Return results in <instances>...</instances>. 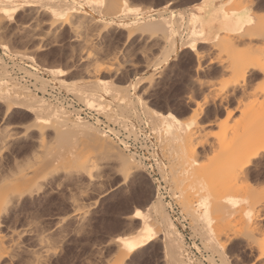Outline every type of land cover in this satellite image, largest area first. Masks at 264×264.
Returning a JSON list of instances; mask_svg holds the SVG:
<instances>
[{
    "label": "rangeland",
    "instance_id": "obj_1",
    "mask_svg": "<svg viewBox=\"0 0 264 264\" xmlns=\"http://www.w3.org/2000/svg\"><path fill=\"white\" fill-rule=\"evenodd\" d=\"M132 1L134 4L131 0H127L131 8L138 9V12L150 8L162 9L165 7V3H169L168 5L170 6L168 8L172 10L180 22V25L176 27L177 33L175 32V35H179L180 39L184 41L188 39L190 29L185 23L186 15L192 6L200 0ZM253 1L251 4L249 0L247 1V4L252 5L251 7L255 9L254 13H251L254 15L255 20L260 19L264 21V0ZM22 3L26 4L24 5L25 8L21 7ZM4 4L8 5V3ZM132 4L134 7H132ZM140 6L141 8L145 6V9L143 8L141 10ZM15 9L14 12H8L10 14L3 15V18L5 17V19H2L4 25L2 23L0 24V58L4 64L6 63L5 67L6 72L8 70V77L15 79V81L25 86L31 92L36 93L37 96H41V98L51 103H57L54 100V89L67 92L73 97L75 104L71 102L65 103L59 99L63 103H58L60 106H66L65 108L71 110L73 113L75 110L73 108L78 109L83 107L92 109L96 112L95 115L99 116L98 119L105 121V124H109V131L111 132L117 130L118 127L123 128V126H119L116 122L106 119L107 117L103 113H98L83 98L79 99L77 97L79 93H85V87H82L79 83L88 81L89 78L83 73V67L86 62L84 61L83 63L78 58L79 56H77L80 47V44L78 45L79 41L71 40L72 37L67 26H59L57 24L48 34L43 35L44 41H38L37 39H33V35L41 34L43 29H47V27H44L46 25L48 26V21L57 16L51 13L49 7L43 3L41 4L39 0H20L15 5ZM41 9L45 10H42L44 13H42ZM46 13L49 15L47 16ZM103 13V11L95 12L93 15L92 13H88L87 17L93 18L99 24L97 23L98 26H96L98 28L96 30L88 28V30L86 29L87 33L86 31L83 33L91 38V44L89 45L91 52L95 53L96 57L101 56L97 60V64L102 68L99 81L105 87L110 84L112 90L116 92L121 91L124 87L130 84L132 85L133 83L138 86V92L142 91L140 92L142 93L141 98L146 101L148 108L147 110L141 109L136 103V100H134L137 115L135 119L138 120L132 125L124 127V129L134 137L138 136L141 127L145 129L144 139H146L147 144L145 145L141 141L140 147L148 149L147 154L152 162V171L158 175V179L167 189V195L171 201L178 205L181 215L179 221L180 219L187 221L188 228L193 236L192 238H197L201 249L208 253L205 257L207 264H259L261 259L258 256L261 248L264 247V219L258 220V218L253 216L257 212L254 210L260 209L264 205V180H261L264 179L261 177L264 172L262 170V172L260 171L264 165V158L255 160L256 163L247 168L249 171H247L248 175H246L249 179H247L246 184H243L244 187L242 186V188L238 189L239 184L236 185V183L234 187L226 188V191H222L220 185H223V181L217 180L218 182H216L214 180L215 182H208L217 173L226 174L232 171L228 166L229 161L234 158V152L237 150V147L246 141V133L248 131H245L239 121L242 107H239V111L235 110L237 105L236 100L240 96L239 88H237L239 91L236 89L238 92H235L237 96L232 95L236 99L230 96V99L228 98L227 100L228 103L227 101L222 102V108L219 103L220 97L223 95L218 90L219 86L224 81L232 79L234 74L230 73V75V71H227L228 73L226 71L220 73L217 71L218 67L215 66L209 67L210 69L206 67L208 70L205 68L204 71H197L196 73L197 57L195 56L199 54L200 50L202 51L200 52V54L203 53L201 54L200 62L204 66L211 64L212 61L214 64L225 63V66L230 65L234 60H237V62L241 61L240 56L243 58L242 51L261 46L260 42L264 44L263 35L260 34L262 37H254L252 35V33L258 32L257 34L260 36L259 32L263 34V31H258L257 29L255 32L253 30L254 28L252 29L251 27L250 31L252 30V33L245 34L247 36L249 34L253 36V38L249 36V40H252H247V46L243 42L245 41L243 40L245 37H241L242 40L240 38V41L233 44L238 47L232 45L231 48L226 47L228 43L220 41L221 33L219 35V41L217 40L220 44L214 45V43L209 42L211 40L206 39L199 43L197 42V46H195L196 51L194 52L198 53L194 54L189 48L182 47L174 58L171 56L165 61L164 53L167 47H169V43H163L161 41L166 49L162 47L158 39V34L162 30H158L159 32L156 31L157 35L155 34V36L158 37H156L159 40H157L158 42H156L154 36L155 40L152 37V39L147 41L149 34H146V41H143L145 40V34H139L140 31L137 35L135 34L136 36L133 39L130 38L131 40H127V37H125L126 30H122L115 22H111L110 27L101 29L103 22L108 21V16ZM38 23L39 26H35ZM36 28L38 31L42 29L41 32H34ZM255 28L259 27L256 26ZM89 30L92 31L90 32ZM162 33L164 32L162 31ZM162 33L161 36L163 35ZM171 35L176 41L173 32ZM153 41L158 44L153 43ZM252 41L253 44L256 42L255 46L253 44L251 46L250 42ZM38 42L40 45H43L39 46ZM207 42L209 44L211 43V45ZM179 43L180 41L177 39L175 45ZM223 43H225V46ZM198 44L201 46H198ZM2 45H6V48L3 49ZM149 45L150 47H148ZM213 45L214 51L212 47H209ZM207 46L209 49H207ZM37 47H41V49L35 50ZM233 47L235 50H233ZM162 49H164V52ZM23 50L27 51V54L22 56L24 58L19 53V51ZM204 51L207 52L204 54ZM233 51H235L236 55H234ZM9 54L19 55L24 60L20 62L14 61L9 67V63L7 62ZM126 57L129 63H131V66L125 64ZM230 61L232 62L230 63ZM52 68H61L65 72L64 77L58 76L53 78L49 71ZM107 68H110V71H107ZM22 75L25 78L21 77ZM38 77L46 81L47 85L45 84L44 86L46 92H44V89L37 90L34 86L35 84L32 85L34 82L40 87V81L35 80ZM60 78L66 79L61 82L59 81ZM259 78L261 76L254 80L252 78L253 82L250 81V86L262 85L264 81ZM107 98H110L112 102L111 93H107ZM111 102L109 101L108 107L114 108V103L112 102V104ZM214 102L215 104L218 103L217 105L219 107ZM223 103L225 104L223 105ZM4 107L0 103V129L8 126V129L10 128L15 131L13 134V130L11 131L9 129L11 131L10 134L7 128V130L4 128L3 131L0 130V132H6L12 135L5 137L8 142L7 145H9L7 147L9 151L5 148L1 153L9 159V155L11 156L12 151H14L21 158V156L28 152L27 145L29 144V137L18 136L21 131L19 126L21 123L26 124L30 121L31 116H29L30 114L28 112L19 108H12V111L10 110L5 114ZM71 107L73 108L71 109ZM75 112L74 116L81 117L89 122L91 126L97 128L106 138L111 139V141L113 140L112 142L122 152L131 155L132 151L122 146L123 141L121 139L112 137L101 127L102 121L98 125L97 121L100 120H90L86 116L79 115V111L75 110ZM197 124L199 126L201 125L200 130L196 128ZM191 132H193L192 137H190L192 135ZM194 132H196V135ZM186 138L189 146L192 145L194 147L193 149H195L193 156L189 155L188 150L187 155H185L186 151L183 146L184 144H188ZM189 148L187 147L186 149ZM132 156L140 164V169L132 172L124 183H121L122 176L118 173V164L114 162H109L107 164L109 165L108 167L93 171V176L99 174L102 176V179L93 185L87 184V178L85 177L60 173L53 180H49L52 182L48 181L50 184L47 183L45 188L43 187L37 191L31 198L26 197L22 208H8L0 211V223L3 224L0 225V241L8 247L9 255H12L11 259L13 258L12 261H9L11 263L7 260L5 262L1 254L0 264H36L34 262L35 255L41 259L40 264H113L119 256V251L122 250L121 254L122 252L124 253V249L121 248L120 242H117V240H130L143 236V233L140 231L142 229V221L143 219L147 220L149 213L147 206L154 200L156 193L158 194V198H156L163 206L164 213L168 217L172 227L176 228V232L180 234L179 237L184 253L183 258L191 262L193 261L192 264H206L203 260L193 255L186 232L180 228L181 226H177L175 223L177 219H175L168 208V196L157 189L160 187L159 181L154 176H150V172L142 162V157H140L141 153L134 152ZM102 165L99 164L98 166ZM259 165L261 167L260 169L258 168ZM257 171L262 173L259 175L260 179L258 178V180L256 178L254 179ZM71 198L77 201L75 204L77 206L79 205L78 207L72 204L73 200ZM75 207L76 209H74ZM247 210L251 211L250 218L246 217ZM257 220L258 224L256 226ZM242 225L247 227H243ZM45 228L46 230L50 229V231L52 229L50 233L52 237L51 247L49 248V252L45 253L46 256L41 251L42 247L36 244L38 234ZM31 229H33V233L29 234V230ZM38 231L39 233H37ZM158 239L156 238L146 245L136 248L122 264H171L172 262L169 256L166 255L165 242L167 241L164 240L165 238L163 236L162 238L159 236ZM192 244L198 249L197 245H195L196 243ZM221 253L224 254L226 263L222 260Z\"/></svg>",
    "mask_w": 264,
    "mask_h": 264
},
{
    "label": "bare ground",
    "instance_id": "obj_2",
    "mask_svg": "<svg viewBox=\"0 0 264 264\" xmlns=\"http://www.w3.org/2000/svg\"><path fill=\"white\" fill-rule=\"evenodd\" d=\"M19 1L18 0H0V24L2 23V19H5V17L3 18V15L10 14V13L14 12L16 10L15 5H17V2H19ZM39 1L41 2V4L43 3L46 6H48L51 13H53L57 17H53V18L50 17L51 20L48 21V23H47L48 26L46 25L44 27V28L47 27V29L46 30L43 29V32L41 34L33 35V39H35V40L37 39L38 41H41V40L44 41L43 35L48 34L50 32V30H52V28L55 27L57 24H59V26L66 25L68 30H69V33L72 37L71 40H74L77 42L79 41L78 45L80 44V47H79L77 56H79L78 58H80L81 61H83V63H84V61L86 62L85 66L83 67V71H84L83 73L86 75L87 78H89L88 81H83L81 84L79 83V85H81L82 87H85V89H84L85 93H79L77 97L79 99L83 98L84 101L88 105L93 107L95 110H97L98 113H100V112L103 113L107 117L106 119L116 122L119 126H121V127L123 126V128L126 126H129V125H132L134 122H136V120H138V119H135L137 117V115H136V110H135V106H134V103H135L134 100H136V103L138 104L139 107H141V109L147 110L148 107L146 106V101L142 100V98H141L142 93H140V92H142V91H139V92L137 91L139 89H137L138 86L135 83H133L132 85L130 84V85L124 87L119 92L112 90V86L110 84H108L107 87H105L100 83L99 75L101 73L102 68L100 67L99 64H97V60H98V57L100 55L98 57H96L95 56L96 54L91 52V49L89 48V45L91 44L90 43L91 38L87 37L86 34L85 35L83 34L86 31V29L88 30V28L89 29L93 28L94 30H96V28H98L97 27L98 21L96 22L95 20H93V18L87 17L88 13H92V15H93V13H95V12H100V11L102 12L103 11L104 12L103 14L108 16V21L106 20L107 22H103L101 29H106L107 27H110L111 22H115L120 28H122V30L123 29L126 30L125 37H127L126 38L127 40H129L130 38L133 39L134 36H136L137 33L140 31L139 34H141V33L145 34L144 39L146 37V34H149L148 35L149 38H147V41H149L150 39H152L153 36L156 39L157 36H155V34L157 32H159L160 30H162L164 33H162V31H160V32L163 35L161 36V33H159L161 37L158 34L159 38L158 37L157 38L160 40L161 45H162V42L163 43H166V42L169 43V47H167V50H165L166 52L164 53L165 54V58H164L165 61H167L168 58L171 56H173V58H174V56L178 53V51L182 47L189 48L194 54L198 53V52H194V51H196L195 46H197L196 45L197 42L199 43V42L206 40V39L211 40L209 42H211L212 44L214 43V45H217L218 43L220 44V42H218V41H219V35L221 33H222V36L220 38L221 39L220 41L228 43V45H226V47L228 46V48H231L233 44H236L237 41H240L241 37L246 38L247 35H245V34L250 33L252 31V30L250 31L251 27H252V29L254 28L253 30H255V32L257 29H258V31L262 30L263 34L259 32V35L261 34L264 36V21H262L260 19L255 20L254 15L251 13V12L254 13L255 9L254 10L252 9V11H251L252 5L247 4L248 0L247 1L246 0H200L199 2L195 3L192 6V8L189 10V13L186 15V20H185L186 22L185 23L189 26L190 29H189V33H188L189 37L187 40H184V41L180 39L179 35H175L176 27H177V25H180V22L178 21V19L176 18L175 14L172 12V10H170L168 7H164L162 9L150 8L148 10L138 12L137 11L138 9L136 10V9L131 8V6L128 4L127 0H121V1L120 0H39ZM249 1H250L249 2L250 4L254 2L253 0H249ZM131 2L133 3L132 0H131ZM4 3H8V5H5ZM133 4H132V7H134ZM167 4H169V3H167ZM24 5H26V4L22 3L21 7L25 8ZM39 6H41V5H39ZM136 6H137V4H136ZM101 8H102V10H101ZM140 8H141V6H140ZM143 8H141V10H143ZM146 9H147V7H146ZM42 10L45 11L44 9H41V11ZM259 10H260V8H259ZM43 11H42V13H44ZM8 12H10V13H8ZM26 12H28V11H26ZM34 14H36V13H34ZM100 14H102V13H100ZM40 15H41V13H40ZM46 15L48 16L49 14L46 13ZM154 15H156V16H154ZM255 15H257V14L255 13ZM42 16H44V15L42 14ZM257 18H258V16H257ZM18 19H20V18H18ZM39 23H41V22L39 21ZM39 23H38V25H35V26H39ZM24 26H26V25H24ZM28 26H29V24H28ZM93 26H95V27H93ZM256 26H258L259 28H255ZM114 27L116 28V26H114ZM39 28H41V27H39ZM34 29H35V27H34ZM41 30L42 29H40L39 31L41 32ZM21 31H22V29H21ZM37 31H38V29L36 28V31H34V32H37ZM98 31H96V32H98ZM172 32L175 35L176 41L171 35ZM86 33H87V31H86ZM257 33L258 32L254 33V34L252 33V35L254 37L255 36L262 37L261 35L258 36ZM96 34H99V33H96ZM250 34L247 36L248 39L247 38L243 39V40H245V41H243L244 44H246L247 40H249V38L252 36V35L250 36ZM52 35H54V34H52ZM253 36L251 38H253ZM154 37H153V39H154ZM29 38L30 37H28V39ZM140 38H138V39L140 40ZM158 39H156V42L159 41ZM177 39H178V41H180V43L178 45L177 44L175 45V43H177ZM30 40H31V38H30ZM241 40H242V38H241ZM250 40H252V39H250ZM141 41H142V39H141ZM143 41H146V39ZM154 42L155 41H153V43ZM211 43L210 44L208 43V44L211 45ZM225 43H223L224 46H225ZM250 43H251V46H253V45L255 46L256 42L254 44H253V41ZM156 44H158V43H156ZM38 45L42 46L43 44L40 45V43H39ZM150 45H152V44L150 43ZM150 45L148 47H150ZM205 45H207V44H205ZM214 45L209 46V47H212V49H213ZM260 45L261 46H258L256 48H252V49L249 48L247 50L245 49V51H242L243 58H241V56H240L241 53H240V55L238 54V56H240L241 61H238V62H237V60L236 61L234 60L233 62L230 61V63L231 62L232 63L230 65H227V64H229V63H227L226 64L227 66H225V63L224 64H214V63H212L213 62L212 60H210V61H212L211 64L206 65V66L202 65L200 62L201 54H203V53L200 54V52H202L201 50L200 51L198 50L199 54H197L200 56H197V55L195 56V57H197L196 58L197 59V62H196L197 65L195 68L196 73H197V71H204L206 67L209 68V67L215 66V67H218L217 71H219L220 73H223L225 71L226 72L230 71L229 74L233 73L234 75H236L235 77L233 75L232 79L224 81L219 86L218 90L221 93H223V95H222V97H220V101H219L220 107H221L222 102H226L230 96H232V95L237 96L236 93L239 91L237 88L240 89V91H239L240 96L236 100L237 105H236L235 110L239 111V107H242L240 110V120L239 121L241 122V125H243L242 127L245 129V131H248V133H246L247 139H246V141L244 139V141H245L244 144L241 142L243 145L238 144L239 147H237V150H235V152H234V158L229 161L228 166L232 169V171L231 172L229 171L226 174L217 173L208 181L209 183L211 181L215 182L214 180H216V182H218L217 180L223 181L224 182L223 185H220V188L222 189V191L223 190L226 191V188L234 187L236 183H237L236 185L239 184L238 189L242 188L243 184H246V182L248 181L247 179H249V178H247L248 177L247 171H249L247 168L250 165H253L254 163H256L255 160L264 158V82L262 85H259V86H256L254 84L255 87L252 85L250 86V84H249L250 81H252V78L254 80L260 76H261V78H259V79H263V81H264V44L263 43L261 44V42H260ZM198 46H201V45L198 44ZM218 46H216V47H218ZM233 46H235V45H233ZM245 46H247V44ZM162 47H164V44L162 45ZM235 47H238V46L236 45ZM2 48L5 49L6 45H2ZM145 48H147V47H145ZM205 48H206V46H205ZM205 48H204V50H206ZM37 49L40 50L41 47L40 48L37 47L35 50H37ZM148 49H151V48H148ZM164 49H166V47H164ZM164 49H162L163 52H164ZM207 49H209L208 46H207ZM216 49H218V48H216ZM239 49H241V48L239 47ZM24 50L19 51V53H21L20 54L21 57L24 56L25 54H27V51H24ZM99 50L101 51V49H99ZM233 50H235L234 47H233ZM210 51H208V52H210ZM213 51H214V49H213ZM213 51H211V52H213ZM238 51L240 52V50H238ZM14 52H16V51L14 50ZM31 52H33V51H31ZM205 52H207V51H204V54H205ZM99 53H97V54H99ZM233 53H234V55H236L235 51H233ZM30 54H32V53H30ZM152 55H151V57H152ZM7 57H8V55H7ZM146 57H148V56H146ZM22 58H24V57H22ZM105 58H107V57H105ZM145 60L147 61V59H145ZM2 61L3 60H1V58H0V103H2L5 106L4 107L5 108V114H7L12 108H19L25 112H28L30 114L29 116H31V118H30L31 120L28 121L26 124L21 123L22 124L21 125L19 123L20 124L19 127L21 128V129L20 128L19 129L21 131L19 132L18 136L19 137L25 136L27 138L29 137V144L27 145L28 152L26 154H24L23 156H21V158H20V156H18V154H16L17 152L15 153L14 151H12L11 156L9 155V159H7L8 157H5L4 155H2L1 152L3 151V149L5 150V148L7 149V147L9 146V145H7L8 142L5 139V137L12 136L10 134H11V131L13 129L9 128L11 130L10 131L7 128L8 126L3 127L4 129L7 128L8 133L10 131V134H7L6 132H2L3 128L0 129V130H2L0 132V133H2V134H0V204H2L5 199H7L9 201V203H8V206L6 209H8V208L9 209H20V208H22L24 206V200L26 197L31 198L32 195L37 193V191H39L43 187L45 188V185L47 183L52 182L49 180H53L55 178V176L59 175L60 173H62L64 175L85 177V178H87V182H88L87 184L93 185L96 182H98L100 179H102V176L100 174L93 176V171L96 169L108 167L109 165H107V164L109 162H114V163L118 164V173L121 174V176H122L121 183H124L128 179V177L130 176V174L132 172L140 169V164L135 160V157L132 156V153H134V152H132L131 155L125 154L124 152H122V150H120L112 142L113 140L111 141V139L106 138V136H104V134L99 132L97 130V128H94L93 126H91V124L89 122L82 119L81 117L74 116V113H76L75 110L80 111V108L75 109V108L71 107V109L72 108L75 109L74 113H73L71 110L66 109L65 108L66 106L65 107L60 106L59 105L60 103L55 99L54 100L57 103H51V102L41 98V96H37L36 93L34 94L29 89H27L25 86H23L22 84L15 81V79L9 78L8 74H7L8 70L6 72V67H5L6 63L4 64ZM139 61H141V60H139ZM125 62H126L125 64L131 66L130 65L131 63H129V60L127 59V57H126ZM207 62H209V61H207ZM217 62H219V61H217ZM219 63H221V62H219ZM222 65H224V66H222ZM153 67H154V65H153ZM153 67H152V69H153ZM33 68H35V67H33ZM129 68H131V67H129ZM208 68H206V69L208 70ZM49 71L51 72L53 78L65 75L64 74L65 72L61 68H52ZM107 71H110V68H107ZM219 72H217V73L219 74ZM220 75H222V74H220ZM250 78H251V80H250ZM65 79L66 78H60L59 81L62 82V81H65ZM248 79H249V82H248ZM35 80L40 81V87L38 85H36V83H34V82L32 83V85L35 84L34 86L37 90L38 89H44L46 81H43L39 77H38V79L36 78ZM252 82H251V84H252ZM63 85H61V87ZM77 86H78V84H77ZM73 87H72V89L75 88V87L74 88ZM87 87H89V88H87ZM45 89H44V92H46ZM63 89H65V88H63ZM41 91H43V90H41ZM64 91H66V90H64ZM108 92L111 93V95H112V102L114 103V106H115V107L113 106L114 108H112L110 106L108 107L109 101L111 102V99L107 98ZM65 93H67V92H65ZM234 96H232V97H234ZM109 97H111V96H109ZM227 103H228V101H227ZM214 104H215V102H214ZM217 104H215V105H217ZM224 104L225 103H223V105ZM69 105H72V104H69ZM217 106L219 107V105H217ZM223 108H224V106H223ZM117 112H118V114H117ZM148 112H150V111H148ZM229 113H231V112H229ZM99 122H101V120L97 121V124ZM197 125H196L197 130H200L199 128H201V125L200 126L199 125L197 126ZM14 131L15 130H13V134H14ZM113 132H115V131H113ZM191 133H192V135L190 137L193 136V132H191ZM195 133L196 132H194V134ZM10 139H12V138H10ZM190 139H192V138H190ZM186 140H187V138H186ZM190 142H191V140H190ZM187 143H188V140H187ZM183 144H184V142H183ZM183 144H182V146H183ZM187 147H190L189 149H191V148L192 149L191 150L186 149ZM183 148L186 151L185 155H187V150H188V153L190 156L194 155L195 149H193L194 147H192V145L189 146V143L184 144ZM7 150L9 151V149H7ZM257 163H258V161H257ZM99 164L100 165L103 164V165L98 166ZM257 166H258V164H257ZM258 168L259 169L261 168L260 165ZM259 169H258V171H259ZM261 170L264 172V165H263L262 169H260V171ZM258 171H257V174L255 175L256 177L254 176V179L256 178V180H258L259 175L262 174L261 173L262 171L260 173ZM263 174L261 175L262 178H264ZM253 175H254V173H253ZM261 180H264V179H261ZM157 195L158 194L156 193L154 200H152V202L147 206V210H149L147 217L149 218L150 215H151V217L149 220L147 218V220L143 219V221H142V229L140 231L143 233V236L139 237V238H132L130 240H125V239L119 240V241L117 240V242H120L121 248L124 249V253L122 252V254H121L122 250L119 251L120 252L119 256L113 262V264H122L124 262V260L128 257V255L132 251L136 250V248H138V247L146 245L147 243H149L150 241H152L156 238L158 239L159 236H161V238L163 236L165 238L164 240L167 241V242H165V249L167 251V254H166V252H165V254L167 256H169V259L172 262L171 264H192L193 261L191 262L188 259L183 258L184 253H183V248L181 245V239L179 237L180 234L176 232V230H175L176 228L172 227L168 217L164 213L163 206L161 205V203L157 199L158 198ZM75 202L77 203V201L73 200L72 204L74 205ZM75 205L77 206V204H75ZM259 207H261V206H259ZM262 207L260 209L258 208L256 210H254L255 212L256 211L257 212H256L255 216H253V217L258 218V220L264 219V207L263 208ZM74 209H76V207ZM254 211H253V213H255ZM250 215H251V211L247 210L246 211V217L250 218ZM253 219H255V218H253ZM258 220H257V223L255 222L256 226L258 224ZM239 221H240V219H239ZM0 225H3V224L0 223ZM246 225H248V224H246ZM242 226L247 227L244 225H242ZM34 228H35V226H34ZM32 230L33 229L29 230V234L33 233ZM252 230H250V232H252ZM39 231L37 233H39ZM51 231H52V229H51ZM51 231H50V229L46 230V228H45L44 230H41L40 234H38V237L36 235V237H37V243L36 244H38L39 246L42 247V250L41 249L40 250L43 251L44 254L49 252V248L51 247L50 246L51 238H52L50 236ZM35 233H36V230H35ZM158 241H159V239H158ZM52 242H53V239H52ZM0 255L2 256V259L3 258L5 259V262L12 261V259H13V258L11 259L12 255L11 256L9 255L8 247L6 245H4V243H1V241H0ZM37 255H38V253H37ZM1 256H0V258H1ZM45 256H46V254H45ZM258 257L260 259L264 258V251H262V248L260 250ZM221 258L223 261L226 260L223 253H221ZM34 259H35L34 262H36V264L37 263L40 264L39 262L41 259H39L38 256L35 255ZM2 263H4V262H2ZM9 263H11V262H9ZM225 263H226V261H225Z\"/></svg>",
    "mask_w": 264,
    "mask_h": 264
},
{
    "label": "built area",
    "instance_id": "obj_3",
    "mask_svg": "<svg viewBox=\"0 0 264 264\" xmlns=\"http://www.w3.org/2000/svg\"><path fill=\"white\" fill-rule=\"evenodd\" d=\"M9 55L10 56L7 59V62L9 63V67L11 66V64L14 61L20 62L21 60H24V59H21V57L19 55H11V54H9ZM21 77L25 78L24 75H22ZM24 81H26V80L24 79ZM53 94L55 96V100H57L61 104H63L62 102H71L72 104L74 103L73 97L69 93H65L61 90H55L54 89ZM59 99H61L62 102ZM95 113L96 112L93 111L92 109L83 108V107H81L80 111H79V115L86 116L90 120H96V119L100 120V119H98L99 116L95 115ZM101 125H102V128L109 135H111L112 137L121 139L123 141L122 146L127 147V149L129 151L137 152L138 154H139V152L141 153L140 157H142V162L146 165V168L150 172V176H154V178L159 181L160 187L157 189H159L160 192L165 193L167 195V189L165 188L163 183H161V181L158 179L159 178L158 175L152 171L153 170L152 162H151V159L149 158V156L147 154L148 149H144V148L140 147L141 141H143L145 145L147 144L146 139H144L145 129L143 127H141L138 136H135L136 137L135 138L134 136L130 135V133L127 130H125L124 128L118 127L117 130H114L115 132H117V133H115V132L109 131V124H105V121H102ZM167 201L169 202V207H168L169 210L172 212V215L175 217V219H177L175 221V223L177 224V226H179V227L181 226L180 228L186 232L188 241L190 243L189 246H190L191 250L193 251V255L200 258L201 260H203L207 264V262L205 261V257L207 256L208 253L205 250L201 249L199 241L197 240V238H195V239L192 238L193 236H192V234L188 228L187 221L182 220V219H180V221H179V217L181 215H180V211H179L180 209H179L178 205L176 203L172 202L169 196H168ZM177 221H179V223H177ZM192 243H196L195 245H197L198 249H196Z\"/></svg>",
    "mask_w": 264,
    "mask_h": 264
},
{
    "label": "snow or ice",
    "instance_id": "obj_4",
    "mask_svg": "<svg viewBox=\"0 0 264 264\" xmlns=\"http://www.w3.org/2000/svg\"><path fill=\"white\" fill-rule=\"evenodd\" d=\"M169 6H170V5H168L167 3H165V7H169ZM8 203H9V201H8L7 199H5V200L3 201V203L0 204V211L5 210V209L7 208V206H8ZM137 214H139V213H137ZM130 247H131V246H130ZM262 251H264V247H262ZM259 264H264V258H261Z\"/></svg>",
    "mask_w": 264,
    "mask_h": 264
},
{
    "label": "crops",
    "instance_id": "obj_5",
    "mask_svg": "<svg viewBox=\"0 0 264 264\" xmlns=\"http://www.w3.org/2000/svg\"><path fill=\"white\" fill-rule=\"evenodd\" d=\"M217 3V2H216ZM253 7H251V11H252ZM254 10V9H253Z\"/></svg>",
    "mask_w": 264,
    "mask_h": 264
}]
</instances>
